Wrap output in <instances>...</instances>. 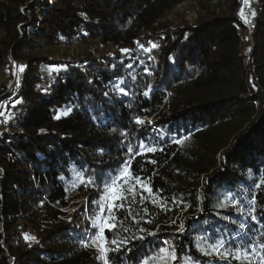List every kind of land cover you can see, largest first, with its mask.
Here are the masks:
<instances>
[{
    "label": "trees",
    "instance_id": "obj_1",
    "mask_svg": "<svg viewBox=\"0 0 264 264\" xmlns=\"http://www.w3.org/2000/svg\"><path fill=\"white\" fill-rule=\"evenodd\" d=\"M185 1L0 0V70L18 63L25 102L0 115V264H105L84 244L126 162L107 264L169 246L167 264H238L200 248L264 242V0L252 42L239 0Z\"/></svg>",
    "mask_w": 264,
    "mask_h": 264
},
{
    "label": "snow or ice",
    "instance_id": "obj_2",
    "mask_svg": "<svg viewBox=\"0 0 264 264\" xmlns=\"http://www.w3.org/2000/svg\"><path fill=\"white\" fill-rule=\"evenodd\" d=\"M243 16V10H241L240 13ZM255 13H253L254 15ZM246 22H249L247 20V17H245ZM153 48L156 47L155 44L152 45ZM125 52H128L129 50L125 49ZM20 70L23 71V66H20ZM123 89H121V92L123 93ZM145 95H147V92L145 93ZM18 102V101H17ZM68 111H71V109H69ZM67 114V112L65 113ZM0 115H3V113H0ZM138 124H143L144 121L140 120L139 118H137L136 121ZM182 141H177V143H181ZM141 148H146L147 152H155L157 151V149L155 147H150V146H145L144 144H141L140 146ZM128 152L131 153L132 152V148L131 146H129L128 148ZM152 164H155L156 161L152 160L150 161ZM130 174V163L126 162L123 169L117 173L114 178H109L108 182L105 184V192H111L113 193L112 196V201L109 202V204L106 206L103 203H101L99 205V210L101 215H97L94 218H90L91 219V224L92 227L94 229H98V231L95 233L94 239H92L90 242H86L84 244L85 247H95L100 251L101 254V258L105 259V264H107V257L106 254L110 251H119L121 246L126 243V240H121L118 241V239L113 238L111 239L110 243L111 245L115 246L114 248H109L107 246L108 241L105 237V229L107 228L109 231L113 230L116 228L117 224L116 223H105L104 220V216L102 215L105 210H107L109 213H111L112 209L114 207H121L122 204H116L115 201L121 200L124 197L115 195L116 190L118 187H123V183L125 181L128 180V176ZM134 181L139 182L140 178L137 177H133ZM88 183H91V180L87 181ZM264 185V178L260 179L259 184L256 185L257 188H259L260 186ZM141 187H145L143 184H141ZM129 191H131L132 189H128ZM149 192L151 191L150 188L147 189ZM229 199H231L232 197L229 196L227 197ZM252 203H255V200L252 201ZM236 204H239V201H236ZM227 205L225 203H221L219 205V207L224 208ZM236 210L243 214L244 212V208L243 207H237ZM254 211V209H253ZM251 219L253 221L257 220V217L255 215H251ZM241 229L245 228L244 224L240 225ZM180 231H183V225L180 226L179 228ZM125 231H127V229H125ZM26 238L27 235H26ZM142 239V237H140ZM99 242V243H97ZM251 243V242H249ZM165 244H167V242H165ZM170 247V246H169ZM169 247H161L159 248L158 252L156 255L154 256H150L145 258L142 261V264H150L151 261H155L157 259H164L165 260V264H167L166 258H170L172 261H175L177 259V255H176V250L174 247L171 248V251H169ZM200 251L203 252L205 255H213L215 254L216 256H218L221 259H233L235 261L238 262V264H252V260L253 257H255L258 261V264H264V242L260 243L259 245H256L254 243L251 244L250 247H236L234 249H228L226 247V242L223 240H218L217 242L213 243V244H209V246L207 248L201 247ZM186 264H193V262L186 261Z\"/></svg>",
    "mask_w": 264,
    "mask_h": 264
},
{
    "label": "rangeland",
    "instance_id": "obj_3",
    "mask_svg": "<svg viewBox=\"0 0 264 264\" xmlns=\"http://www.w3.org/2000/svg\"><path fill=\"white\" fill-rule=\"evenodd\" d=\"M250 0H248L249 2ZM246 2L243 3V5L245 4ZM249 5H246V7H248ZM257 3H253L251 5V14L249 15L248 17V21H250V23L256 18V14L253 15V13L256 12V9H257ZM249 11V10H248ZM253 41V40H252ZM251 41V42H252ZM75 48V51L77 50H81L83 49V46H79L78 44L76 45ZM85 48V46H84ZM18 63L14 65H12V68H11V75L7 74V73H4L3 70H2V80H3V84H8V88L5 92L8 91V89H11L13 87V89L11 90V95L14 93V88L16 86V81H17V73H18ZM4 92V93H5ZM3 93V94H4ZM2 95V94H1ZM18 101V102H17ZM2 112L3 113V117L6 118L7 120L11 119L12 117H14L17 113L21 112L23 109H24V106H25V102L20 99V100H16L14 101L11 97L10 98H7L4 102H2ZM71 214H73L74 212V209H70L69 210ZM105 223H107V221H105ZM99 243V242H97Z\"/></svg>",
    "mask_w": 264,
    "mask_h": 264
},
{
    "label": "built area",
    "instance_id": "obj_4",
    "mask_svg": "<svg viewBox=\"0 0 264 264\" xmlns=\"http://www.w3.org/2000/svg\"><path fill=\"white\" fill-rule=\"evenodd\" d=\"M189 2H191V0H186L182 4H179L178 7L181 8L182 6L188 4ZM244 2H246V3L243 5ZM252 4H253V0H250L249 2H248V0H239V7H238V10H237V16L240 19V21L247 28V35H248V38H249L250 41L253 40L252 33H253V30H254V26L256 25V21L253 20L251 23L246 22L245 17H247V20H248V17L251 14V8L250 7H251ZM246 5H249V6L246 7ZM241 10H243V16L240 14ZM262 10H263L262 6H258V12L261 13ZM239 35L242 36L241 33H239ZM15 64H17V62H14V65ZM2 74L3 73L0 70V87H2V85H3ZM16 85H17V83H16ZM15 88H16V86H15ZM15 88H14V90H15ZM12 89H13V87L11 89H8V92H11ZM0 96H1V94H0ZM0 107H2V102L1 101H0Z\"/></svg>",
    "mask_w": 264,
    "mask_h": 264
},
{
    "label": "water",
    "instance_id": "obj_5",
    "mask_svg": "<svg viewBox=\"0 0 264 264\" xmlns=\"http://www.w3.org/2000/svg\"><path fill=\"white\" fill-rule=\"evenodd\" d=\"M17 82V81H16ZM11 96V92H5L4 94H2L1 96H0V101L1 102H4L7 98H9Z\"/></svg>",
    "mask_w": 264,
    "mask_h": 264
},
{
    "label": "bare ground",
    "instance_id": "obj_6",
    "mask_svg": "<svg viewBox=\"0 0 264 264\" xmlns=\"http://www.w3.org/2000/svg\"><path fill=\"white\" fill-rule=\"evenodd\" d=\"M1 108V107H0Z\"/></svg>",
    "mask_w": 264,
    "mask_h": 264
}]
</instances>
